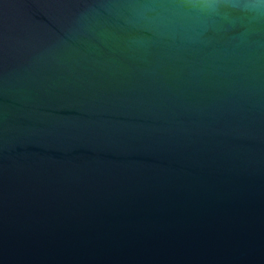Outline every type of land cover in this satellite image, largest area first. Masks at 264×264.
Here are the masks:
<instances>
[{
	"label": "water",
	"instance_id": "obj_1",
	"mask_svg": "<svg viewBox=\"0 0 264 264\" xmlns=\"http://www.w3.org/2000/svg\"><path fill=\"white\" fill-rule=\"evenodd\" d=\"M0 264H264V0H0Z\"/></svg>",
	"mask_w": 264,
	"mask_h": 264
}]
</instances>
